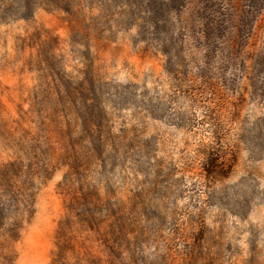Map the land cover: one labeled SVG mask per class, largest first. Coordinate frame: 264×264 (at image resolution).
<instances>
[{
  "label": "rangeland",
  "instance_id": "obj_1",
  "mask_svg": "<svg viewBox=\"0 0 264 264\" xmlns=\"http://www.w3.org/2000/svg\"><path fill=\"white\" fill-rule=\"evenodd\" d=\"M0 264H264V0H0Z\"/></svg>",
  "mask_w": 264,
  "mask_h": 264
}]
</instances>
